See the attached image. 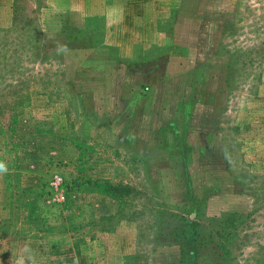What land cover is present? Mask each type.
<instances>
[{
  "label": "rangeland",
  "instance_id": "rangeland-1",
  "mask_svg": "<svg viewBox=\"0 0 264 264\" xmlns=\"http://www.w3.org/2000/svg\"><path fill=\"white\" fill-rule=\"evenodd\" d=\"M0 160V264H264V0H0Z\"/></svg>",
  "mask_w": 264,
  "mask_h": 264
},
{
  "label": "clouds",
  "instance_id": "clouds-1",
  "mask_svg": "<svg viewBox=\"0 0 264 264\" xmlns=\"http://www.w3.org/2000/svg\"><path fill=\"white\" fill-rule=\"evenodd\" d=\"M8 173V165L0 160V175ZM13 256L15 257L13 259ZM12 264H38L35 253L30 247V244L25 243L12 255Z\"/></svg>",
  "mask_w": 264,
  "mask_h": 264
},
{
  "label": "trees",
  "instance_id": "trees-1",
  "mask_svg": "<svg viewBox=\"0 0 264 264\" xmlns=\"http://www.w3.org/2000/svg\"><path fill=\"white\" fill-rule=\"evenodd\" d=\"M103 190L110 194L113 195H119L117 194L118 191L121 192H127L128 188L126 186H113L111 184H105V186H103ZM200 236V234H198V232L195 230H193L192 232V236H190V238H188L187 240V245L188 247H190V250L192 251V254L197 253L198 252V248L195 247V243L194 241L197 239V237Z\"/></svg>",
  "mask_w": 264,
  "mask_h": 264
},
{
  "label": "built area",
  "instance_id": "built-area-1",
  "mask_svg": "<svg viewBox=\"0 0 264 264\" xmlns=\"http://www.w3.org/2000/svg\"><path fill=\"white\" fill-rule=\"evenodd\" d=\"M61 183V176L56 175L53 184L55 187H57ZM64 198V194H60L59 197L57 198L58 200H62Z\"/></svg>",
  "mask_w": 264,
  "mask_h": 264
},
{
  "label": "crops",
  "instance_id": "crops-1",
  "mask_svg": "<svg viewBox=\"0 0 264 264\" xmlns=\"http://www.w3.org/2000/svg\"><path fill=\"white\" fill-rule=\"evenodd\" d=\"M132 55V54H131Z\"/></svg>",
  "mask_w": 264,
  "mask_h": 264
}]
</instances>
